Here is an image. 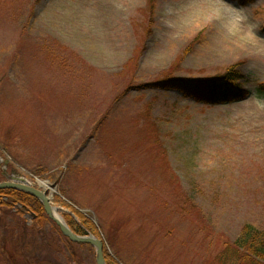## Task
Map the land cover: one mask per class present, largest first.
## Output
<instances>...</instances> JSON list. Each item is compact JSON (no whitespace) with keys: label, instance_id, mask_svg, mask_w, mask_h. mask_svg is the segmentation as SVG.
Returning <instances> with one entry per match:
<instances>
[{"label":"rangeland","instance_id":"obj_1","mask_svg":"<svg viewBox=\"0 0 264 264\" xmlns=\"http://www.w3.org/2000/svg\"><path fill=\"white\" fill-rule=\"evenodd\" d=\"M153 7L0 0V183H49L58 215L86 217L121 264H217L245 224L264 229V0ZM235 66L251 91L235 103L156 86ZM6 202L0 264H96L95 248Z\"/></svg>","mask_w":264,"mask_h":264},{"label":"trees","instance_id":"obj_2","mask_svg":"<svg viewBox=\"0 0 264 264\" xmlns=\"http://www.w3.org/2000/svg\"><path fill=\"white\" fill-rule=\"evenodd\" d=\"M232 1L245 5L246 3H253L255 0ZM150 5L152 11H154V0H150ZM244 83H248V81L235 66L227 69L225 74L214 79L205 80V82L188 79L166 80L156 86L160 89L176 90L198 103L216 106L217 104L235 103L247 99L251 91L244 88ZM254 90L259 96L262 95L264 97V83L259 82ZM5 198L14 200L15 205L21 204L29 208L37 216L38 219L34 223V229L46 222L47 218H45L44 208L34 197L18 191H0V206L12 207V205L9 206L10 204H7L4 200ZM73 212L81 219V222L78 223L74 217H70L67 223L76 234L81 236L86 235L88 232L97 234L96 227L91 222H88L86 217L81 216L76 211ZM17 214L24 215L21 211H17ZM23 217L22 219H24ZM241 231L234 243L227 244L221 254L217 256L215 259L217 264H264V229L257 228L252 224H245ZM72 244L70 243V245ZM83 246L79 247L83 248ZM107 263L121 264L118 260L110 257L107 258Z\"/></svg>","mask_w":264,"mask_h":264},{"label":"water","instance_id":"obj_3","mask_svg":"<svg viewBox=\"0 0 264 264\" xmlns=\"http://www.w3.org/2000/svg\"><path fill=\"white\" fill-rule=\"evenodd\" d=\"M9 189V190H17L24 194H28L31 197L36 198L40 201L42 207H44L45 213L49 219H51L56 226L60 229L63 236L70 240V242L77 245H88L96 250V264H107L106 258V246L102 239L92 236V235H83L80 236L69 228L64 219L58 218L57 216V208L52 205V196L50 195V189L46 190L38 189L33 187L28 180H24L23 178H12L11 181H5V183H0V191ZM56 191V190H55Z\"/></svg>","mask_w":264,"mask_h":264},{"label":"clouds","instance_id":"obj_4","mask_svg":"<svg viewBox=\"0 0 264 264\" xmlns=\"http://www.w3.org/2000/svg\"><path fill=\"white\" fill-rule=\"evenodd\" d=\"M225 7H228L226 2H225ZM233 10L239 11L238 9H233ZM242 24H243V18L236 17L227 26H228L229 30L234 31V32H239L240 27H241ZM250 35L251 36H255L256 33L255 32H251ZM259 103H261L262 106H264V101H261Z\"/></svg>","mask_w":264,"mask_h":264},{"label":"flooded vegetation","instance_id":"obj_5","mask_svg":"<svg viewBox=\"0 0 264 264\" xmlns=\"http://www.w3.org/2000/svg\"><path fill=\"white\" fill-rule=\"evenodd\" d=\"M9 199L10 198H5L4 200L6 201ZM14 208L19 209L21 212H23L25 219L28 218L30 215L33 216L34 221H36L38 219L37 216L29 208H26V207L22 206L21 204H17V206L14 205ZM19 210H17V211H19Z\"/></svg>","mask_w":264,"mask_h":264},{"label":"bare ground","instance_id":"obj_6","mask_svg":"<svg viewBox=\"0 0 264 264\" xmlns=\"http://www.w3.org/2000/svg\"><path fill=\"white\" fill-rule=\"evenodd\" d=\"M38 184H39L40 186L44 187L46 190L50 189V191H52L51 193L54 192V189L49 185V183H47V182H43V181H41V180H38ZM57 216H58V218L61 217V216H59L58 214H57ZM61 219H63V217H61Z\"/></svg>","mask_w":264,"mask_h":264}]
</instances>
